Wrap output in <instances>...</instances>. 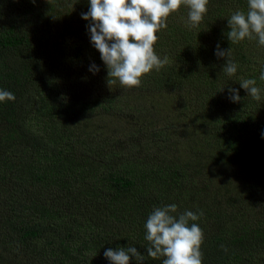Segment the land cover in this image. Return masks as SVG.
I'll return each mask as SVG.
<instances>
[{
	"label": "trees",
	"instance_id": "trees-1",
	"mask_svg": "<svg viewBox=\"0 0 264 264\" xmlns=\"http://www.w3.org/2000/svg\"><path fill=\"white\" fill-rule=\"evenodd\" d=\"M89 7L0 0V89L15 95L0 102V247L32 264H111L107 249L136 247L144 260L130 264H162L147 255L144 225L155 207L174 203V215L203 212L195 221L203 264H264V91L257 101L240 85L255 79L264 90V47L227 37L228 19L246 13L247 0H209L195 28L186 26L187 7L170 13L154 45L168 63L130 88L108 85L91 21L81 17ZM217 45L231 49L234 76ZM125 92L176 96L192 120L190 137H180L188 143L175 146L182 141L170 120L142 138L153 119L144 104L122 100ZM131 109L139 128L100 137L109 118ZM241 174L234 185L222 180Z\"/></svg>",
	"mask_w": 264,
	"mask_h": 264
},
{
	"label": "clouds",
	"instance_id": "clouds-1",
	"mask_svg": "<svg viewBox=\"0 0 264 264\" xmlns=\"http://www.w3.org/2000/svg\"><path fill=\"white\" fill-rule=\"evenodd\" d=\"M209 0H89L90 7L81 13L84 20H90L88 30L90 41L99 51L107 67V83L119 82L123 87H139L144 74L159 71L168 63V57L161 58L155 51L157 33L167 28V18L182 5L188 8L186 26L197 27L207 13ZM248 10H237L228 19V39L239 43L244 39L257 40L264 47V0H247ZM217 57L226 58L223 71L234 76L238 65L231 58V49H220ZM90 71L98 72L92 64ZM259 79L264 81V70ZM240 85L253 99L261 100V88L255 79H242ZM223 91V88L221 89ZM230 99L239 102L238 89L229 88ZM14 101L15 95L0 89V102ZM264 138V133H262ZM177 213V205L155 207L144 227L145 239L149 242L147 255L153 259L164 257L162 264H203L201 246L204 231L195 223L200 216L191 210ZM111 264H130L132 257L137 262L144 256L136 247L109 248L104 252Z\"/></svg>",
	"mask_w": 264,
	"mask_h": 264
},
{
	"label": "rangeland",
	"instance_id": "rangeland-1",
	"mask_svg": "<svg viewBox=\"0 0 264 264\" xmlns=\"http://www.w3.org/2000/svg\"><path fill=\"white\" fill-rule=\"evenodd\" d=\"M98 92V91H97ZM124 98L122 100H131L134 99V101L138 104H144L146 106L145 108V114L152 118L153 120L151 123L146 126L142 131L141 137L146 138L149 137L151 134V131L149 130V127H152L153 123L155 122V126L163 125L167 120H170L173 125L174 129L176 126L178 127V139L182 142L176 143L175 146L179 148L184 143L187 144V141H184L185 138L181 139L180 137H184L182 133H185V137L189 138L190 134L187 133L188 131L193 130L192 120L187 117V115H182L179 111L181 107V102L176 96H171L169 94L165 93H158V92H149V93H135V92H125L122 95ZM136 107V106H135ZM134 114V115H133ZM96 121V118H94ZM176 120V121H175ZM143 124V118H139L136 113H132V109L128 112L122 113L119 116L109 118L108 123L105 125V127H102V130L99 132L100 137L102 138H108L110 134H115L116 136H122L126 133L132 132V129L135 127H138V123ZM179 122L180 124L176 123ZM93 123V120L91 121ZM97 126V125H95ZM126 128L125 130H123ZM192 126V127H191ZM187 127V128H186ZM123 137V136H122ZM121 138V137H120ZM190 142V141H189ZM190 149V147H189ZM191 151V149H190ZM201 158H203L201 155H199ZM226 169L228 171H233L231 167L226 166ZM228 174V172H226ZM241 175H234L231 177V179H228L227 176H223L222 180L231 181V184L234 185L235 181L239 180L241 181ZM243 185V184H242ZM263 193V192H262ZM3 247H0V264H32L26 262L24 259L20 258L18 260H12L13 253L15 251L14 248L11 246H7L6 243L1 244ZM33 264H37L36 262Z\"/></svg>",
	"mask_w": 264,
	"mask_h": 264
}]
</instances>
